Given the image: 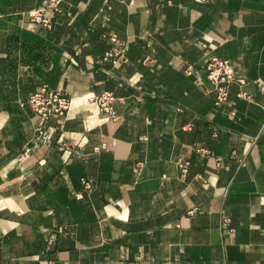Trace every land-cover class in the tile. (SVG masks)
I'll use <instances>...</instances> for the list:
<instances>
[{
	"label": "crops",
	"instance_id": "crops-1",
	"mask_svg": "<svg viewBox=\"0 0 264 264\" xmlns=\"http://www.w3.org/2000/svg\"><path fill=\"white\" fill-rule=\"evenodd\" d=\"M45 1L0 0V264H264V0H62L48 28ZM209 56L243 80L220 106ZM42 85L70 107L34 147Z\"/></svg>",
	"mask_w": 264,
	"mask_h": 264
},
{
	"label": "built area",
	"instance_id": "built-area-1",
	"mask_svg": "<svg viewBox=\"0 0 264 264\" xmlns=\"http://www.w3.org/2000/svg\"><path fill=\"white\" fill-rule=\"evenodd\" d=\"M62 0H46L42 9L36 10L32 15V21L40 23L45 27H50L51 22L49 18L45 16L47 12H58L59 6ZM111 43H117V46L107 51L103 60H112L114 63L118 61H124V53L126 46L123 42L119 41L117 36L112 34L110 36ZM119 58V60H118ZM121 58V59H120ZM150 57H145L143 63L150 62ZM205 70L206 80L209 84L210 91L214 94V105L220 106L227 102L228 99V87L233 82L243 83L242 79H238L235 76V70L229 60L217 57L209 56L203 63ZM257 86L261 91H264V83L257 81ZM240 96L248 98L245 93ZM97 108L100 115L108 118H116L114 116L113 105L117 101V98L113 93L109 91L102 92L97 97L90 99ZM27 107L31 110L36 118L34 127L33 146H50L53 143L54 136L56 134V128L51 125L52 119L64 118L70 107V98L60 91H54L46 86H41L34 93H32L27 100ZM61 139H57V143H60ZM29 150L26 151V154ZM187 163H179L181 174L187 173ZM84 188L89 189V185L86 181H82ZM230 219L222 217L221 227L228 228L232 234L233 229L229 228Z\"/></svg>",
	"mask_w": 264,
	"mask_h": 264
}]
</instances>
